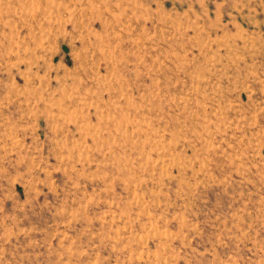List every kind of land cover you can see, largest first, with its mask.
Here are the masks:
<instances>
[{
	"label": "rangeland",
	"instance_id": "1",
	"mask_svg": "<svg viewBox=\"0 0 264 264\" xmlns=\"http://www.w3.org/2000/svg\"><path fill=\"white\" fill-rule=\"evenodd\" d=\"M0 264H264V0H0Z\"/></svg>",
	"mask_w": 264,
	"mask_h": 264
}]
</instances>
